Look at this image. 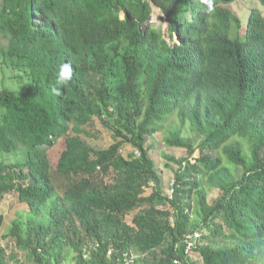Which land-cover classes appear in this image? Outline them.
Returning <instances> with one entry per match:
<instances>
[{"label":"trees","instance_id":"16d2710c","mask_svg":"<svg viewBox=\"0 0 264 264\" xmlns=\"http://www.w3.org/2000/svg\"><path fill=\"white\" fill-rule=\"evenodd\" d=\"M238 1L0 0V240L35 264H264V0ZM94 118L107 149L79 138ZM155 137L187 154L166 189Z\"/></svg>","mask_w":264,"mask_h":264},{"label":"rangeland","instance_id":"374dc122","mask_svg":"<svg viewBox=\"0 0 264 264\" xmlns=\"http://www.w3.org/2000/svg\"><path fill=\"white\" fill-rule=\"evenodd\" d=\"M251 7L261 8L256 0H241L234 3L231 6V9L240 19L244 18V20H246L248 15V10ZM161 17H162L161 11L158 8L153 7L151 23L157 26L163 25L164 30L166 32L167 24L165 21L161 20ZM2 86L8 88L13 87L10 81L7 80V76L0 72V87ZM88 130L92 135H95V137L94 136L90 137L82 134L79 136V138L92 150L107 149L110 145L114 143L112 139V131L108 127L103 126L97 118H94L93 124L88 126ZM69 135H72V133L69 132ZM63 140L64 139H60L58 143L55 144V146L49 150L48 153L53 180L59 193H62L65 190V181H66L62 175L57 174L55 172L57 161L59 159L62 150L64 149ZM146 145L147 146L152 145V148L149 150V156L152 158V160L155 163V169L160 177L162 188L164 189L169 188L172 184L174 178V172L177 169V165L168 161L164 157V155L173 156L175 158H181L187 155L186 152L181 149L167 148L163 146L158 137L148 138ZM132 151L133 150L129 145H124L122 147L121 153L124 156H127L129 153H132ZM135 153L138 154L137 152ZM19 158H20L19 156L0 154V162L18 161ZM148 193H150V191ZM215 194L216 192H213L211 195H215ZM9 203H10V199L8 201V204ZM157 205L161 208L165 206V204L162 202H157ZM8 211L11 212L10 214H13L14 211L16 210L15 208H12ZM2 248L5 249L6 254L10 259L8 264H35L33 261L32 253L25 247L14 246L13 244L8 246L6 240L2 239L0 240V249ZM154 252L155 254L160 256L159 250H156ZM133 256L135 257V255ZM145 259H150V256H146ZM150 264H154V263L151 262Z\"/></svg>","mask_w":264,"mask_h":264},{"label":"clouds","instance_id":"9594fccd","mask_svg":"<svg viewBox=\"0 0 264 264\" xmlns=\"http://www.w3.org/2000/svg\"><path fill=\"white\" fill-rule=\"evenodd\" d=\"M73 66L71 63H63L59 66V70L55 77L54 85L51 87L53 95L59 96L64 87H66L73 78Z\"/></svg>","mask_w":264,"mask_h":264},{"label":"built area","instance_id":"2783aa9c","mask_svg":"<svg viewBox=\"0 0 264 264\" xmlns=\"http://www.w3.org/2000/svg\"><path fill=\"white\" fill-rule=\"evenodd\" d=\"M196 236H197V235H196ZM190 238H191V237H188V239H190ZM191 244H192V243H190V242H189V244H188V247H190V246H191Z\"/></svg>","mask_w":264,"mask_h":264}]
</instances>
